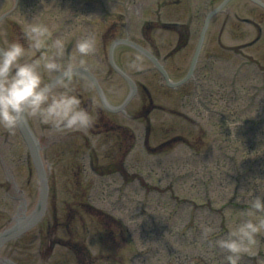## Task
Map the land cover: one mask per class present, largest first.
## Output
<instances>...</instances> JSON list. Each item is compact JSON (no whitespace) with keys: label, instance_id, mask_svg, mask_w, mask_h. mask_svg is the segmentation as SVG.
<instances>
[{"label":"rangeland","instance_id":"rangeland-1","mask_svg":"<svg viewBox=\"0 0 264 264\" xmlns=\"http://www.w3.org/2000/svg\"><path fill=\"white\" fill-rule=\"evenodd\" d=\"M221 1L0 0V15L11 10L1 19L0 42L23 43L21 63L41 59L50 49L32 48L26 30L46 25L49 44L61 39L66 50L59 69H41L43 83L67 64L89 66L118 103L131 88L111 69L113 38L128 36L153 50L178 80ZM164 23L189 25L190 46L172 54L177 30ZM88 36L95 51L82 55L76 44ZM123 49L117 62L139 86L126 112L104 109L94 86L76 78L75 91L95 117L92 127L55 128L26 113L42 146L48 207L36 225L0 248V264H41L47 254V264H228L217 241L239 222L250 194H264V8L231 0L212 15L194 76L198 88L192 80L168 86L152 61ZM59 90L61 84L52 89ZM151 102L156 108L146 113ZM39 197L18 125H0V231L30 215ZM254 251L240 264H264V234Z\"/></svg>","mask_w":264,"mask_h":264},{"label":"clouds","instance_id":"clouds-1","mask_svg":"<svg viewBox=\"0 0 264 264\" xmlns=\"http://www.w3.org/2000/svg\"><path fill=\"white\" fill-rule=\"evenodd\" d=\"M31 47L45 51L41 59L21 63L25 55L24 44L10 41L0 49V125L13 128L25 113L38 117L44 124L55 128L88 129L95 117L83 106L81 96L75 91L73 75L65 72L62 90L53 92L43 84L42 68L52 71L61 67L59 57L65 54V44L55 39L49 44L50 30L46 25L34 24L26 30ZM96 43L85 37L76 44L78 52L88 55L95 51ZM133 68L140 65L133 62ZM248 207L240 212V220L222 239L218 246L227 253L228 264H240L242 255L255 254V247L264 234V194H250Z\"/></svg>","mask_w":264,"mask_h":264},{"label":"water","instance_id":"water-1","mask_svg":"<svg viewBox=\"0 0 264 264\" xmlns=\"http://www.w3.org/2000/svg\"><path fill=\"white\" fill-rule=\"evenodd\" d=\"M255 2L261 4L264 6V3L261 1V0H254ZM118 42H126V43H129L143 51H145L144 48H142L141 46H139L138 44H136L135 42L133 41H130L128 39H118V40H115L113 45H112V48H111V55H112V52H113V48L114 46L118 43ZM146 52V51H145ZM147 53V52H146ZM149 54V53H147ZM150 55V54H149ZM152 56V55H150ZM154 60L156 61V59L154 58ZM156 64L160 67V69L163 71L166 79L170 82V79L168 77V74L166 73V71L164 70V68L156 61ZM117 70L131 83V85L133 86V92L129 95V97L126 99V101L124 102L123 106L125 104H127L130 99L132 98V96L134 95L135 91H136V84L134 83V81H132V79L127 75L125 74L124 72H122L121 70H119L117 68ZM191 71H192V68H191ZM191 73V72H190ZM188 78V77H187ZM186 78V79H187ZM185 79V80H186ZM95 80V79H94ZM185 80L183 81H180L178 83H171L173 85H177V84H181L183 83ZM96 82V81H95ZM19 125H20V129L28 143V145L30 146L31 150H32V153H33V156L35 158V161H36V164H37V167H38V171H39V175H40V180H41V189H42V200L40 202V206L38 208V212H36L35 214V218L34 220L24 226V227H21V228H17L15 231H11L10 232L7 230L5 232H3L2 234H0V244H2L3 242H5L6 240L12 238V237H15V236H18L20 235L23 231H25L28 227H31L32 225L36 224L38 222V220L41 218V216L43 215L44 213V210H45V206H46V196H47V180H46V175H45V172L43 170V164H42V160H41V157H40V153H39V147L37 146V144L35 143L34 141V138H33V135L32 133L30 132L25 120H24V116L22 115L20 121L18 122Z\"/></svg>","mask_w":264,"mask_h":264},{"label":"flooded vegetation","instance_id":"flooded-vegetation-1","mask_svg":"<svg viewBox=\"0 0 264 264\" xmlns=\"http://www.w3.org/2000/svg\"><path fill=\"white\" fill-rule=\"evenodd\" d=\"M177 42L179 41V45L172 50V54H176L179 52H182V50L187 49L190 44V38L192 34L189 31H184V32H177ZM175 51V52H174ZM187 53V51L185 52ZM189 55V53L186 54V57Z\"/></svg>","mask_w":264,"mask_h":264}]
</instances>
